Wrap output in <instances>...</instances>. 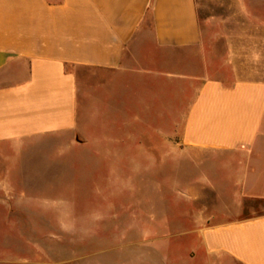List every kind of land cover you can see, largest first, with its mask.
Wrapping results in <instances>:
<instances>
[{"label": "crops", "instance_id": "obj_1", "mask_svg": "<svg viewBox=\"0 0 264 264\" xmlns=\"http://www.w3.org/2000/svg\"><path fill=\"white\" fill-rule=\"evenodd\" d=\"M176 59L189 68H161ZM208 68L196 0H0V216H46L31 192L56 186L28 178L82 174L87 162L72 191L143 193L134 178L158 180L177 146L199 163V186L176 196L168 171L161 196L141 195L133 214L124 204L109 264H264V213L251 206L264 202V76ZM79 69L108 74L84 92ZM0 256L17 263L13 248Z\"/></svg>", "mask_w": 264, "mask_h": 264}, {"label": "rangeland", "instance_id": "obj_2", "mask_svg": "<svg viewBox=\"0 0 264 264\" xmlns=\"http://www.w3.org/2000/svg\"><path fill=\"white\" fill-rule=\"evenodd\" d=\"M196 3L209 75L229 81L264 76V0H196ZM159 63L165 62L159 60ZM174 63V67L166 68L162 65L161 68L174 72L189 68L188 64L186 66L180 60L176 59ZM78 74L80 88L85 92L94 83L89 78L108 73L79 69ZM179 139L180 133L176 131V141ZM158 163V180L150 176L134 178L132 185H135L136 181L141 183L142 179L143 185L147 186L143 193L135 191L133 186L116 187L107 194L86 188L81 192L72 191V185L86 184L91 174L88 172V162L82 167V174L75 175L70 171L64 176L49 174L40 178L26 177L33 184L45 182L47 187L55 184L54 190L36 194L31 192L50 209L46 211V216L45 211L43 215L20 211L9 219L0 216V249L13 248L16 264H109L113 253L109 250L108 240L110 236L121 232L123 223L129 221L124 213L126 210L132 214L135 212L136 207L140 205L141 195L161 196L162 189H156V186L167 184L168 171L174 176L176 196L180 195L179 192L188 190V187L199 186V163L191 160L188 154L180 151L177 146L174 161ZM149 166V162H144V168ZM87 198L91 202H88ZM124 204L129 208L124 210ZM251 206L256 209L257 214L264 213V202ZM44 217L53 223L44 224ZM59 226L72 227L74 238L70 237L72 235L61 233ZM98 232L100 235H93ZM29 233L44 239L28 240ZM3 236L14 238L3 239ZM37 236H30V239ZM45 248L47 253L44 252ZM73 248L74 261L68 263L66 260L71 258Z\"/></svg>", "mask_w": 264, "mask_h": 264}]
</instances>
